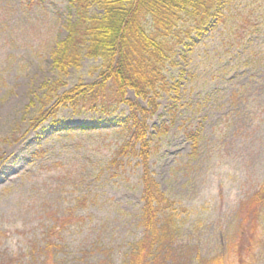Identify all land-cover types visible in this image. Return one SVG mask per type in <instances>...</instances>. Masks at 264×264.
I'll return each instance as SVG.
<instances>
[{
  "label": "rangeland",
  "instance_id": "374dc122",
  "mask_svg": "<svg viewBox=\"0 0 264 264\" xmlns=\"http://www.w3.org/2000/svg\"><path fill=\"white\" fill-rule=\"evenodd\" d=\"M67 9L68 0H0V264H29L54 226L64 264H123L142 237L141 170L117 154L127 132L109 126L127 108L111 118L61 109L51 119L52 103L42 105L44 85L59 79L52 59ZM228 9L234 27L248 18L246 35L238 39L228 22L179 47L168 68L177 112L164 97L148 120L149 168L177 206L181 239L205 258L227 260L239 203L264 185V0H232ZM98 70L84 59L58 94L96 81ZM196 131L192 155L185 134ZM261 219L246 264H264V212Z\"/></svg>",
  "mask_w": 264,
  "mask_h": 264
},
{
  "label": "trees",
  "instance_id": "16d2710c",
  "mask_svg": "<svg viewBox=\"0 0 264 264\" xmlns=\"http://www.w3.org/2000/svg\"><path fill=\"white\" fill-rule=\"evenodd\" d=\"M231 3L232 0H68L65 37L55 44L52 59L59 79L44 85L47 92L42 105L52 103L48 112L51 119L61 109L111 118L120 106L127 108V114L114 117L109 126L127 132L129 139L117 154L137 160L141 170L139 225L143 232L140 239L128 245L123 264H246L242 254L252 256L264 212V185L239 203L235 230L227 237L232 258L227 260L222 254L205 258L196 248L184 244L177 206L161 191L149 168L153 148L148 120L157 113L164 97L169 99V111L173 115L177 112L174 104L178 84L168 80V68L173 66L177 49L189 48L228 22L233 28L237 18L228 15ZM247 19L236 21L233 33L238 39L248 31ZM84 59L99 62L97 80L79 82L58 94L66 86L62 79L70 70H79ZM155 131L163 136L168 128L163 124ZM185 137L191 154L196 155L199 132H188ZM56 229L54 226L46 232L42 249H31L29 264H64L58 260L64 249L56 243ZM97 264L112 263L107 257Z\"/></svg>",
  "mask_w": 264,
  "mask_h": 264
}]
</instances>
